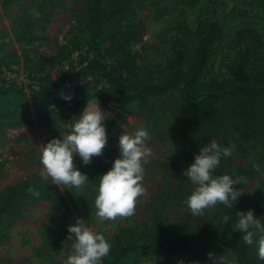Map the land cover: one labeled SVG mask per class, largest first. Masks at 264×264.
Returning <instances> with one entry per match:
<instances>
[{"label": "rangeland", "instance_id": "obj_1", "mask_svg": "<svg viewBox=\"0 0 264 264\" xmlns=\"http://www.w3.org/2000/svg\"><path fill=\"white\" fill-rule=\"evenodd\" d=\"M6 1L8 5L3 6L0 0V68L10 80L29 88L34 79L27 76L25 68L38 69L65 43L66 53L72 48L71 40L82 46L83 56H92L91 48L87 50L84 0ZM108 2L104 0V4ZM134 5L135 14L126 26L136 35L128 47L144 77L154 81L163 79L180 51L185 52L187 65L200 40V24L210 21H217L223 34L212 44V55L201 82L230 77L232 68L240 62L245 63L253 76L264 72V0H135ZM29 36L35 38L30 40ZM76 70L74 66L71 73ZM99 88H90L85 103L76 110L53 103L38 111L20 109L8 117L0 116V194L8 185L33 181L42 168L40 153L44 143L69 132L88 102H99L109 113L103 121L108 143L90 164L85 165L78 154L74 161L77 166L95 168L102 175L120 154L117 143L120 133L146 127L151 133L147 140L151 155L144 165L145 193L137 199L135 213L100 222L94 208L99 182H85L72 189L57 186L47 198L26 200L2 216L0 264H62L72 251L68 225L77 218H83L85 225L108 238L123 228L152 229L155 213L168 223L188 222L195 229L205 223L220 225L226 215L225 206L218 204L206 209L203 215L194 216L184 203L194 186L183 173L201 146L212 137L225 146L234 145L232 156L221 161L216 174L234 172L246 178L238 211L254 209L256 216L264 215V172L256 170L257 164L264 169V121L255 137H241L235 125L225 120L227 128L204 126L193 138H188L182 130L186 111L178 91L154 97L146 106L134 101L119 107L113 99H102ZM249 249L251 256L256 257V264H264L257 256L255 245ZM213 254L221 256L223 264H238L232 250L218 248ZM181 261L212 264L209 258L197 262L190 252L181 249L171 255L148 256L139 264H180Z\"/></svg>", "mask_w": 264, "mask_h": 264}, {"label": "trees", "instance_id": "obj_2", "mask_svg": "<svg viewBox=\"0 0 264 264\" xmlns=\"http://www.w3.org/2000/svg\"><path fill=\"white\" fill-rule=\"evenodd\" d=\"M2 3L8 5L6 0ZM134 3L135 0H109L107 4L104 0H84L87 12L85 30L89 35L87 50L91 48L92 56H83L82 46L76 40L69 41L72 48L66 53L68 44H63L55 56L41 59L40 62L45 60L46 63H40L43 65L38 69L25 68L27 76L34 79L29 88L8 80L0 68V116L8 117L20 109L38 111L53 103L76 110L85 103L88 90L99 86L102 99H113L119 107L134 101L146 106L154 97L178 91L186 111L182 130L188 138H193L204 126L227 128L226 121L235 125L241 137H255L258 126L264 121V72L253 76L245 63L240 62L232 68L230 77L201 82L200 77L212 55V44L223 34L221 25L210 21L200 24V40L187 65L185 52L180 51L169 64V72L163 79L154 81L144 77L128 47L136 35L131 27L126 26L135 14ZM34 38L28 37L30 40ZM74 66L77 70L71 73ZM70 84H73L69 91L73 98L66 101L58 93L62 88L68 90ZM78 167L88 175L86 182H99L95 168ZM57 186L50 178L43 179L40 173L33 181L8 185L0 194V219L17 209L21 202L47 198ZM30 187L38 190L40 195L34 196L29 192ZM238 208V201L231 209L226 208V215L230 217L227 224L222 219L220 225L205 223L198 229L188 222L168 223L155 213L152 229L123 228L109 238L110 254L102 264H139L148 256L171 255L180 249L202 262L209 258V252L223 247L236 254L238 264H256V257L251 256L241 233L231 227L237 220Z\"/></svg>", "mask_w": 264, "mask_h": 264}, {"label": "clouds", "instance_id": "obj_3", "mask_svg": "<svg viewBox=\"0 0 264 264\" xmlns=\"http://www.w3.org/2000/svg\"><path fill=\"white\" fill-rule=\"evenodd\" d=\"M61 96L71 101L73 94L61 89ZM98 101V99H97ZM109 113L101 107L100 103L84 106L82 112L75 119L70 131L53 137L44 143L40 153L42 165L40 175L43 179H51V183L69 189L79 188L89 179L88 175L80 170L74 161L79 155L82 162L87 165L94 156L103 153L108 143L107 127L103 121ZM150 131L138 127L134 132L123 131L119 135V155L112 162V166L99 175V185L94 201L95 216L100 222L115 220L117 217L131 216L136 211L139 197L145 193L142 183L151 149L147 146ZM234 145L225 146L213 138L203 144L195 155L194 161L185 169L183 176L187 177L194 186L184 203L194 216L203 215L204 211L214 208L218 204L231 209L245 192L246 178L234 172L216 174L221 161L232 156ZM258 172H264L260 165H256ZM243 187H236V185ZM34 196L40 192L29 188ZM237 220L232 224L234 231L241 233L242 241L255 245L257 256L264 260V219L256 216L254 209L237 211ZM227 224L229 215L223 216ZM68 239L72 241V251L62 264H102L105 257L110 254L111 241L101 231H94L85 225L83 218H77L75 223L68 225ZM212 264H223L219 255L209 252ZM183 264V261L180 262Z\"/></svg>", "mask_w": 264, "mask_h": 264}, {"label": "built area", "instance_id": "obj_4", "mask_svg": "<svg viewBox=\"0 0 264 264\" xmlns=\"http://www.w3.org/2000/svg\"><path fill=\"white\" fill-rule=\"evenodd\" d=\"M7 78V77H6ZM8 80H10L9 78H7ZM70 86H71V88H70ZM73 88V84H71V85H69V89L68 90H66L67 92H69L70 91V89H72ZM60 94H61V92H60Z\"/></svg>", "mask_w": 264, "mask_h": 264}]
</instances>
